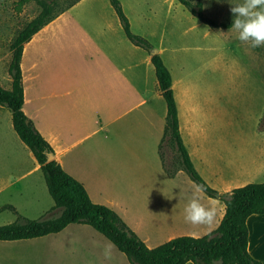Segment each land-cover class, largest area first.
Here are the masks:
<instances>
[{"label":"rangeland","instance_id":"374dc122","mask_svg":"<svg viewBox=\"0 0 264 264\" xmlns=\"http://www.w3.org/2000/svg\"><path fill=\"white\" fill-rule=\"evenodd\" d=\"M17 1L0 0V81L3 83H9L10 79L6 71L10 44L16 32L39 10L35 0H26L19 7ZM46 1L50 3V12L61 9L44 23L46 30L54 31V35L104 25L120 34L122 44H130L107 0ZM200 1L205 16L224 23H233L230 9L242 2ZM118 2L130 31L143 36L151 48L160 46L170 77L174 81L179 79L178 84L174 82L173 90L185 108L188 131L184 138L193 144L195 155L191 152L189 159L195 171L216 190L224 180L242 182L243 178L236 177L240 165L251 162L253 151H264V134H261L264 132V46L253 48L239 41L232 24L208 27L175 0ZM58 40L55 38L52 49L55 55L52 75L57 77L62 74L60 55H64V49L60 46L65 37ZM136 48L138 58L143 51L147 54ZM32 61L33 52L28 49L23 60V66H27L25 76H33ZM72 63L74 78L83 76L82 71L92 70L83 68L86 65L75 59ZM142 71L138 65L137 77L142 76ZM125 72L128 73L127 69ZM151 75L154 79L152 72ZM139 86L146 89L142 93L138 91L135 98L122 92L110 115H83L82 123L74 126L72 139L80 140L72 150L79 153L78 161L85 164L79 166L81 173L91 179L98 176L99 190H90L91 198L106 206L113 201L112 209L140 239L145 237L148 245L169 236L201 235L210 225H192L184 219V208L194 184L182 169H176L180 165L174 143L169 136L162 137V116L149 111L150 103L156 110L164 107L163 99L157 95L155 83L154 90L147 81L144 85L139 80ZM141 96L143 100L136 103ZM184 138L182 142L186 143ZM161 164L174 168L175 174L165 175ZM260 174L247 182L264 181V173ZM201 196L202 203L209 205L207 197L203 193ZM5 242L0 240V264H64V259L50 258L47 245H40L38 251L39 247H34L32 241L8 245Z\"/></svg>","mask_w":264,"mask_h":264},{"label":"crops","instance_id":"0c3cea01","mask_svg":"<svg viewBox=\"0 0 264 264\" xmlns=\"http://www.w3.org/2000/svg\"><path fill=\"white\" fill-rule=\"evenodd\" d=\"M103 26L93 30L77 29L66 32L64 35H54V31H47L46 24H43L22 43L19 58L21 111L32 121L35 130L47 142L52 159L68 175L82 184L92 202H97L91 198L90 190H99L98 176H93L91 179L81 173L82 169L79 166H85V164L78 161L79 153L72 150L80 140V138L72 139L74 126L82 123L80 117L83 115L90 116L92 113L96 116L99 113L110 115L112 107L121 100L122 92L124 96L131 95L135 98L138 91L142 93L146 89L137 87L139 80L144 85L147 81L152 89L153 84H156L155 77L153 79L151 75L153 69L149 62V54L143 51L138 58L135 45L130 42L129 45L122 44L120 34ZM64 37L65 41L60 46L64 49V55H60L62 74L57 77L52 75L55 61L52 51L53 42L55 38L59 41V38ZM28 49H32L33 52L32 77L24 75L27 66H23V60ZM155 51L161 58L162 48L156 46ZM73 59L86 65L83 68L91 67L92 70L82 71L83 76L72 77ZM161 60L164 63L163 58ZM38 64L39 67H37ZM138 65L143 69L141 77H137ZM174 82L178 84L179 79L174 81L170 77V87L176 108L177 131L182 142V138L188 131L185 128L187 117L182 99L176 97L174 93ZM0 86L7 88L8 83L0 81ZM157 93L160 95L159 92ZM142 100L141 96L136 103ZM75 111H77L76 120L74 119ZM149 111L162 116L163 121L165 106L156 110L150 103ZM184 141L186 142L187 139L184 138ZM186 143L183 145L185 149L188 148L186 151L188 157L191 158V152L194 154L193 144ZM252 154L251 162L242 163L241 170L236 175L244 180L237 183H233L234 179L224 180L220 182L217 191L229 190L247 183L249 178L259 173L260 175L264 173V151H253ZM207 201L209 205L214 204L217 209L216 218L207 229L209 231L221 217L223 206L211 197H207ZM113 203L110 200L107 206L112 209ZM5 205H10L13 210L4 207ZM52 206L53 201L47 192L38 162L14 132L8 109L0 105V225L13 221L16 215L28 219L37 218L50 210ZM57 212L56 209L50 211L52 215ZM244 224L246 252L259 264H264V212L248 214L244 219ZM131 230L136 234L135 230ZM168 238L170 236L166 239ZM141 240L148 247L154 246L146 244L145 237ZM2 241H6V245L10 242L25 244L32 241L34 247H39L38 251L40 245H47L50 258L64 259V264H128L124 255L104 236L84 223H68L55 232ZM183 264L193 263L187 260Z\"/></svg>","mask_w":264,"mask_h":264},{"label":"trees","instance_id":"16d2710c","mask_svg":"<svg viewBox=\"0 0 264 264\" xmlns=\"http://www.w3.org/2000/svg\"><path fill=\"white\" fill-rule=\"evenodd\" d=\"M26 0L16 2L19 7ZM38 12L19 29L11 44L6 71L9 75L7 88L0 86V105L8 109L12 128L28 147L39 164L44 183L53 206L43 215L28 219L16 215L9 223L0 225V240L30 238L55 232L68 223H84L104 236L126 258L128 264H259L246 252L245 217L250 213L264 212V181L247 182L226 191L208 186L195 171L177 131L176 108L170 87V75L159 54L149 53L150 43L141 35L132 33L118 0H107L112 8L124 37L149 54L156 80V87L163 99L165 114L162 137L167 135L174 143L180 167L194 185H204L203 194L220 202L223 212L217 224L201 235L180 234L148 247L126 226L123 220L106 205L92 202L82 184L68 175L54 159H46L50 152L47 142L35 130L32 121L21 111L22 91L19 58L21 45L28 37L54 17L61 9L50 12V3L35 0ZM75 1V0H74ZM70 2L68 5L72 4ZM197 21L208 27H227L232 22H218L205 16L200 0H175ZM161 169L171 177L175 169ZM11 210L10 205H5ZM56 209L55 215L50 213Z\"/></svg>","mask_w":264,"mask_h":264},{"label":"clouds","instance_id":"9594fccd","mask_svg":"<svg viewBox=\"0 0 264 264\" xmlns=\"http://www.w3.org/2000/svg\"><path fill=\"white\" fill-rule=\"evenodd\" d=\"M234 16L232 28L238 33L237 39L257 48L264 46V0H242L230 9ZM206 189L202 184L193 186L192 196L184 208V219L192 225H211L217 214L214 204L202 203L201 193Z\"/></svg>","mask_w":264,"mask_h":264},{"label":"water","instance_id":"95a60500","mask_svg":"<svg viewBox=\"0 0 264 264\" xmlns=\"http://www.w3.org/2000/svg\"><path fill=\"white\" fill-rule=\"evenodd\" d=\"M154 51H155V49L152 48V49L150 50L149 53H152V52H154ZM51 158H52L51 153H50V152H47V153H46V159L49 160V159H51Z\"/></svg>","mask_w":264,"mask_h":264}]
</instances>
